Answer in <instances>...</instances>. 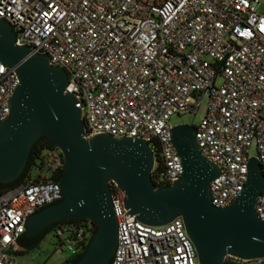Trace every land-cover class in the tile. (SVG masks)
I'll list each match as a JSON object with an SVG mask.
<instances>
[{"label": "built area", "instance_id": "2783aa9c", "mask_svg": "<svg viewBox=\"0 0 264 264\" xmlns=\"http://www.w3.org/2000/svg\"><path fill=\"white\" fill-rule=\"evenodd\" d=\"M0 20L11 25L17 46L67 73L65 93L76 99L86 139L109 135L149 145L153 171L162 170L157 188L182 176L171 118L196 116L203 100L195 141L220 171L210 185L212 206L227 208L240 195L250 159L264 176V0H0ZM18 85L0 62V122ZM37 165V183L0 195V264H18L29 217L63 198L52 180L64 168L60 150H45ZM110 187L118 225L110 264H199L181 219L146 226L125 209L116 184ZM255 214L264 221V190ZM89 229L72 224L53 232L60 248L80 253ZM223 264L264 259L228 256Z\"/></svg>", "mask_w": 264, "mask_h": 264}, {"label": "water", "instance_id": "95a60500", "mask_svg": "<svg viewBox=\"0 0 264 264\" xmlns=\"http://www.w3.org/2000/svg\"><path fill=\"white\" fill-rule=\"evenodd\" d=\"M0 62L19 80L9 101L10 115L0 122V183H13L21 176L33 146L42 138L64 159L58 181L63 198L29 217L25 237L66 221H92L96 231L75 264H110L118 241L113 182L124 194L125 209L138 222L161 228L181 219L199 264H223L228 256L264 259V221L255 214L264 176L256 158L250 159L240 195L229 207L215 208L210 185L220 171L201 155L193 126H174L171 139L182 176L171 186L157 188L149 145L109 135L86 139L76 99L65 93L67 73L51 66L46 56L17 46L11 25L4 20H0Z\"/></svg>", "mask_w": 264, "mask_h": 264}, {"label": "trees", "instance_id": "16d2710c", "mask_svg": "<svg viewBox=\"0 0 264 264\" xmlns=\"http://www.w3.org/2000/svg\"><path fill=\"white\" fill-rule=\"evenodd\" d=\"M54 148L53 146H51V144L45 139L42 138L40 140H38L35 145L33 146L27 165L24 169V172L21 174V176L14 181L13 183H9V184H1L0 183V195L4 194L10 190H13L21 185H25L27 184V182L29 181H34V182H38L41 177L39 174L35 173V175H32V170L36 169L38 167L37 163L40 161L42 154L44 153L45 150L47 149H51ZM157 163H158V157H156ZM63 170L64 168L59 171L57 174H55L52 177V180H54L55 182H58L59 179L61 178L62 174H63ZM162 173V170L159 166H157V168L152 172V180L153 183L155 185L156 181L159 179L160 174ZM79 225V226H85L89 225L90 229L88 231V233L90 234L89 239L86 241V245L85 247L82 249V251L80 253H74L68 260H66L63 264H75L78 261L81 260V258L83 257L85 251H86V247L90 241V238L92 237V235L95 233L96 231V226L94 225V223L92 221H66V222H62V226L65 225ZM55 230V229H54ZM51 227H48L46 229H44L40 234H38L35 237L32 238H27L25 236H22L19 240V248L23 249V250H31L33 248L38 247V245L40 244V242L43 240V238L51 231ZM20 252L16 253V255H18Z\"/></svg>", "mask_w": 264, "mask_h": 264}, {"label": "rangeland", "instance_id": "374dc122", "mask_svg": "<svg viewBox=\"0 0 264 264\" xmlns=\"http://www.w3.org/2000/svg\"><path fill=\"white\" fill-rule=\"evenodd\" d=\"M261 10L262 8L259 9V11ZM221 83L220 79H217L215 82L216 86H220ZM205 109L206 100H203L196 116L191 114L175 116L171 118L170 124L173 127L178 125L195 127L204 116ZM251 154H255L254 148L251 149ZM35 173L36 169H33L32 175L34 176ZM19 252L20 253L17 255L18 264H63L74 254L75 250L73 245H67L65 248H60L59 243L54 236V232L51 231L43 238L38 247L31 250H23L20 248Z\"/></svg>", "mask_w": 264, "mask_h": 264}, {"label": "flooded vegetation", "instance_id": "af4514ba", "mask_svg": "<svg viewBox=\"0 0 264 264\" xmlns=\"http://www.w3.org/2000/svg\"><path fill=\"white\" fill-rule=\"evenodd\" d=\"M60 226H62V223H58V224H55V225L50 226V227H51V230H54V229H56V228H58Z\"/></svg>", "mask_w": 264, "mask_h": 264}, {"label": "snow or ice", "instance_id": "6c2138e0", "mask_svg": "<svg viewBox=\"0 0 264 264\" xmlns=\"http://www.w3.org/2000/svg\"><path fill=\"white\" fill-rule=\"evenodd\" d=\"M45 15H47V13H45Z\"/></svg>", "mask_w": 264, "mask_h": 264}]
</instances>
